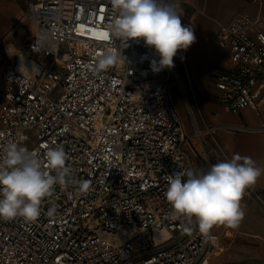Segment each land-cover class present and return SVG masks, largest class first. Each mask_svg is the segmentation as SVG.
I'll return each instance as SVG.
<instances>
[{
    "label": "built area",
    "instance_id": "1",
    "mask_svg": "<svg viewBox=\"0 0 264 264\" xmlns=\"http://www.w3.org/2000/svg\"><path fill=\"white\" fill-rule=\"evenodd\" d=\"M27 10L37 28L2 73L0 149L31 136L28 150L41 158L63 146L72 179L42 200L37 220L0 219V264H204L208 234L194 218L174 215L164 193L168 175L209 170L202 137L223 127L185 133L170 97L172 81L184 96L175 62L154 73L153 48L113 36L119 13L111 0H27ZM256 25L237 13L215 37L226 61L209 75L233 115L264 104V32ZM109 50L118 62L97 71ZM85 180L82 193L77 182ZM246 195L255 196L250 188ZM155 231L167 236L155 241Z\"/></svg>",
    "mask_w": 264,
    "mask_h": 264
},
{
    "label": "clouds",
    "instance_id": "2",
    "mask_svg": "<svg viewBox=\"0 0 264 264\" xmlns=\"http://www.w3.org/2000/svg\"><path fill=\"white\" fill-rule=\"evenodd\" d=\"M111 3L119 14L109 25V31L125 42L142 39L145 46L153 48L159 56L158 62L151 63L154 73L173 68L178 51H186L196 42L193 28L182 24L169 0H111ZM118 59L115 51H106L98 59L97 71L107 69ZM32 71L38 69L34 67ZM68 159L63 146L47 148L41 158L26 147L7 142L0 149V219L37 220L42 200L53 194L54 186L66 185L72 179V170L66 166ZM45 165L55 175L45 170ZM262 174L264 168L250 157L236 155L212 165L206 172L187 170L168 175L164 195L174 215L190 221L194 218L199 231L208 234L214 225L238 227L244 216L241 199ZM77 183L80 192H87L89 181ZM54 213L55 208H50L48 215Z\"/></svg>",
    "mask_w": 264,
    "mask_h": 264
},
{
    "label": "crops",
    "instance_id": "3",
    "mask_svg": "<svg viewBox=\"0 0 264 264\" xmlns=\"http://www.w3.org/2000/svg\"><path fill=\"white\" fill-rule=\"evenodd\" d=\"M169 2L181 16L182 24L192 27L196 36V42L186 51L179 50L177 58L189 85L190 99L200 125L202 129L223 127L202 137L210 167L239 155L250 157L258 167L264 168V131L226 128L235 126L258 130L264 127V104L259 109L245 108L234 115L224 111L209 75L211 69L221 68L226 61V54L215 41L219 27L226 25L237 13H243L256 20L257 29L264 32V0ZM36 28V21L28 16L27 0H0V91L4 88V69L13 63L24 44L33 39ZM185 95L184 90L187 107ZM188 113L192 120V113ZM193 139L196 138L191 137L190 140L197 155L199 151ZM194 162L197 163L196 158ZM249 188L260 201L253 195H246V189L241 199L244 216L238 227L214 225L210 229V254L204 264H264V174Z\"/></svg>",
    "mask_w": 264,
    "mask_h": 264
},
{
    "label": "rangeland",
    "instance_id": "4",
    "mask_svg": "<svg viewBox=\"0 0 264 264\" xmlns=\"http://www.w3.org/2000/svg\"><path fill=\"white\" fill-rule=\"evenodd\" d=\"M174 62L176 63V65L178 66L179 70V77H180V81L182 82L183 86H184V90H185V100L187 102V107L184 103V98H183V94L179 91V89L177 88L176 82L172 81L170 83L169 89H170V97L172 102L174 103L181 119H182V124L184 125V129L185 132L187 133H192L193 132V128L196 126L198 127L200 130L202 129L200 122L198 120L197 117V113L195 111V108L192 105L191 99H190V95H189V85L186 82V78L184 76L183 71L181 70V68L179 67V60L177 58V55L173 58ZM57 89V87H56ZM189 112L192 113V120L189 116ZM194 143H195V147L197 149V151H199V146H198V142L196 141V139H193ZM203 143V141H202ZM33 144V138L31 136V139H29L26 143H24L23 147H26L27 149L29 147H31ZM204 145V144H203ZM254 198L257 199V201H260L259 198H257L256 196H253Z\"/></svg>",
    "mask_w": 264,
    "mask_h": 264
},
{
    "label": "bare ground",
    "instance_id": "5",
    "mask_svg": "<svg viewBox=\"0 0 264 264\" xmlns=\"http://www.w3.org/2000/svg\"><path fill=\"white\" fill-rule=\"evenodd\" d=\"M20 67L25 72H27L30 69H32V65L26 64L24 62L22 64H20ZM166 236H167V233L165 231H155L154 232L155 241L161 240V239L165 238Z\"/></svg>",
    "mask_w": 264,
    "mask_h": 264
}]
</instances>
